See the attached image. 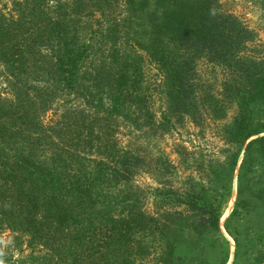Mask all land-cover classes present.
Returning <instances> with one entry per match:
<instances>
[{"label": "trees", "instance_id": "1", "mask_svg": "<svg viewBox=\"0 0 264 264\" xmlns=\"http://www.w3.org/2000/svg\"><path fill=\"white\" fill-rule=\"evenodd\" d=\"M122 1L126 17L118 22L112 17L117 0H74L66 9L79 17L86 3L107 18L104 27L93 28L96 21L89 17L82 27L89 30L83 48L76 42L77 23L65 10L40 24L34 16L31 27L0 24V61L21 71L23 64L35 66V56L42 55L39 45L44 47L50 60L42 73L59 77L63 90L83 106L67 123L47 125L63 147L74 135L83 136L82 151H101L107 123L125 121L154 136L187 119L215 123L224 150L199 157L194 175L182 179L175 165L152 158L157 186L147 212L138 189L130 195L124 191L117 200L106 192L140 169L139 154L113 160L109 174L99 169L89 177L79 173L81 159L63 149L47 162L36 161L34 146L45 136L35 131L32 112L16 108L9 115L0 108V178L7 185L0 189L2 220L38 238L46 227L45 242L56 264H227L231 246L230 264H264V52L256 35L218 0H154L150 14L140 13L149 6L147 0ZM137 13L146 15V33L132 30L129 18ZM139 32L143 41L136 39ZM120 42L132 54L119 53ZM88 53L99 54L96 64L77 75ZM198 63L219 78L201 79ZM148 65L159 82L146 77ZM154 96L164 100L173 119L165 111L154 117ZM239 155L235 200L220 227ZM71 162L76 173L68 170ZM106 201L108 208L95 211ZM70 226L73 235L65 236Z\"/></svg>", "mask_w": 264, "mask_h": 264}, {"label": "rangeland", "instance_id": "2", "mask_svg": "<svg viewBox=\"0 0 264 264\" xmlns=\"http://www.w3.org/2000/svg\"><path fill=\"white\" fill-rule=\"evenodd\" d=\"M135 1L137 2L139 0ZM147 1L149 6L140 11V13L150 14L154 0ZM218 1L225 11L237 17L239 21L256 35V42L259 44L258 49L264 52V0ZM73 4L74 0H0V24L10 25L12 27H14L13 25H23V27L29 25L31 27L34 16H36V22L40 24L42 19H55L58 11L65 10L66 12V9ZM114 7L112 17L117 22L123 20L126 17L123 1L117 0ZM80 9L82 10L79 12V17H74L67 12L66 15L76 21L78 25H75L78 30L76 42L80 48H83L88 43L89 30L88 28L82 29V27L89 21V17L91 16L96 21V26L93 22L89 23L94 24L93 28L97 27L98 24V26L104 27L103 25L107 23V18L101 17L98 11L88 8L86 3ZM156 13H158L157 8ZM144 16L146 17V15L136 16L135 14V16L129 18L133 27L132 30L146 33L147 26L145 25L146 19ZM21 29L26 33L24 28ZM37 30L38 33L42 32L43 27L38 25ZM18 34L21 36L20 32ZM136 37L138 41H143L144 35L139 32ZM124 46L125 44H121V42L118 44L119 53H131V50L128 47L124 48ZM48 49L51 48L48 46ZM44 51V47L39 45V52L42 55L35 56L37 60L35 66L31 65V62L23 64L21 71L8 68V66H5L0 61V108L7 110L9 115L13 114L16 108L30 110L34 116L35 131L45 136L44 139L34 146V157L36 161L47 162V159L53 157V154H57L59 149H63L66 154H75L76 157H79L78 159H81L80 164L83 166L79 173L89 177V175H95V171L97 173L99 169L101 173L109 174L114 161H119L124 156H131L133 152L137 153L144 161L140 169L128 175L126 180L120 181L119 185L110 186L106 192L109 196L117 200L125 195L124 193L126 191H128L127 195H130L138 189L141 192L139 198L143 197V200H141V203H143L142 207L145 211L149 212L153 199L152 189L157 186L154 178L155 172L151 164L152 158L157 156L165 158L172 165L176 166L177 175L182 179L184 175H194V163L199 157L203 155L208 157V155L216 154L219 150H224V147L221 145L222 142L219 141L218 135L215 132V123L207 124L204 122L202 125H199L192 124L187 119H184L182 122H173L175 130L162 134L158 133L154 136L147 134L146 127H138L125 121L116 122L115 125L107 123L109 126L107 129L110 130L106 132L108 136L103 135L105 143L101 151H97L95 147L91 149L86 148L82 151L80 147L83 136L74 137L72 135L71 138L69 136V139L72 140L64 143L66 145L65 147L61 146L62 144L57 143V140L53 137L47 125L59 126L62 123H67V118L75 117L83 106L77 100L74 101L72 96L63 90L62 84H59V81H57L59 77H51L48 74L42 73V70L46 69L48 65L46 61L50 60ZM134 53L142 55L140 50H135ZM96 57H99V54L88 53L83 57L77 75L90 71V65L96 64ZM151 67L153 66L148 65L144 67L146 77L149 81L159 82L160 77ZM207 68L208 70L206 72L202 71L198 63L195 71L201 79H208L212 82L217 73L212 71L210 67ZM217 78H219L218 75L216 76ZM151 100H153L151 109L155 118L160 116L159 113L165 111V117L170 120L173 119L172 114L167 112L166 103L165 105L163 104L164 100L159 101L156 96L152 97ZM101 117L104 116L101 114ZM240 158L241 156L239 155L233 173L231 197L220 218V227L230 212L235 200V177ZM70 160L72 159L66 158L65 161L69 162ZM68 170L69 172L74 170V173H76L78 169L74 162H71V168H68ZM3 187L6 188L7 185L3 186V180L0 178V189ZM109 200L107 199V201ZM107 201L102 206H98L99 204L95 205V211H97L96 208H108L106 205ZM119 207L114 208H116L115 210H119ZM65 230H67L64 233L65 236L73 235L72 226L69 228L66 227ZM222 233L230 241L229 237L223 231ZM47 234L48 230L44 227L43 238L32 237V234L24 231L19 226L9 227L8 223L4 222L0 216V264H39L41 261L47 262L49 260L51 261L50 264H56L54 262L56 256L52 255L51 259L50 248L45 242L47 240ZM87 235L93 236L89 232ZM231 250L232 246L230 252ZM230 260L229 258L227 264H230Z\"/></svg>", "mask_w": 264, "mask_h": 264}, {"label": "water", "instance_id": "3", "mask_svg": "<svg viewBox=\"0 0 264 264\" xmlns=\"http://www.w3.org/2000/svg\"><path fill=\"white\" fill-rule=\"evenodd\" d=\"M231 241V240H230ZM231 252H232V250H231ZM231 252H230V259H231Z\"/></svg>", "mask_w": 264, "mask_h": 264}]
</instances>
